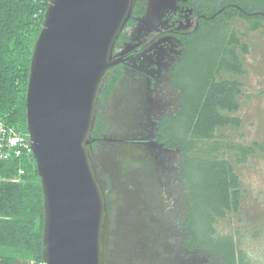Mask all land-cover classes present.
Wrapping results in <instances>:
<instances>
[{
    "label": "trees",
    "instance_id": "trees-1",
    "mask_svg": "<svg viewBox=\"0 0 264 264\" xmlns=\"http://www.w3.org/2000/svg\"><path fill=\"white\" fill-rule=\"evenodd\" d=\"M50 0H0V119L20 133L26 130L25 95L35 40ZM129 17L112 47L118 57L129 41L142 2L135 0ZM192 8L197 27L177 34L179 59L170 70L179 104L172 115L156 121V139L177 149L182 158L178 174L189 204L184 215L183 244L188 250L202 249L224 264H251L247 253L236 247L230 234H217L214 223L237 209L240 182L232 166L219 157L221 143L216 128L239 124L240 82L224 79L221 72L242 73L237 49L247 51L229 21L239 17L255 31L264 23V0H185ZM123 63L105 72L100 83L95 118L86 147L94 154L108 133L104 105L123 77ZM232 113V114H231ZM173 118H178L177 123ZM212 141V142H211ZM238 162L252 147L231 145ZM21 169L23 173L19 174ZM15 179V180H14ZM43 195L32 153L0 160V264H43Z\"/></svg>",
    "mask_w": 264,
    "mask_h": 264
},
{
    "label": "rangeland",
    "instance_id": "rangeland-1",
    "mask_svg": "<svg viewBox=\"0 0 264 264\" xmlns=\"http://www.w3.org/2000/svg\"><path fill=\"white\" fill-rule=\"evenodd\" d=\"M140 1L142 15L125 51L160 24L167 29L175 22L178 0ZM180 15L183 22L190 21V10L182 9ZM229 25L247 47L246 52L236 50L243 72L217 76L240 82L239 106L233 113L240 123L216 128L215 140L222 145L219 157L238 177L240 197L237 209L218 219L214 229L232 235L251 264H264V23L250 31L245 20L234 17ZM158 41L148 44L134 65L142 71L125 68L104 105L108 133L91 155L106 201L102 264H224L205 250H188L183 244L189 201L177 170L182 155L156 139V121L172 115L179 104V93L169 80L178 43L167 38ZM149 72L155 80L147 79ZM228 143L253 151L238 162V150L227 147Z\"/></svg>",
    "mask_w": 264,
    "mask_h": 264
},
{
    "label": "water",
    "instance_id": "water-1",
    "mask_svg": "<svg viewBox=\"0 0 264 264\" xmlns=\"http://www.w3.org/2000/svg\"><path fill=\"white\" fill-rule=\"evenodd\" d=\"M133 0H50L31 54L26 130L43 195V264H102L105 195L86 147Z\"/></svg>",
    "mask_w": 264,
    "mask_h": 264
},
{
    "label": "flooded vegetation",
    "instance_id": "flooded-vegetation-1",
    "mask_svg": "<svg viewBox=\"0 0 264 264\" xmlns=\"http://www.w3.org/2000/svg\"><path fill=\"white\" fill-rule=\"evenodd\" d=\"M181 2H185V0H178L177 1V14L174 15L172 17V19L174 18L175 19V22L173 20L172 24H171V27L169 28H165V26L163 27L162 24H160V28H157V29H154L148 37H143L144 39L142 40H138L136 41V44L133 45V48H130V49H126L125 51V47L127 46V44H129V42L131 41V37H132V31L130 33V38H129V41L124 43V49L123 51L121 52V55L118 56L120 58L123 59V61L121 63H123V76L125 74V68L127 67H131L133 70H138L139 72L142 71V69H138L136 66L137 64H139V61L142 59V57L140 56V54L145 50V48L148 47V44H152L153 42H156V43H159L158 39H165L167 38L168 40H170L171 42H177L178 44L176 45L177 48L175 50V52L178 54L177 55V58L176 60L173 62V64L171 65V70L172 68L174 67V64L175 62L179 59V55H180V49L178 48V45L180 43V39L177 38V34H184V33H188L189 30L194 26V27H197V20L194 19V16H193V10L191 7L187 6V5H184V3H181ZM183 9L188 11L190 10V21L187 20L185 22L182 15H180V11ZM172 16V15H171ZM178 21L177 24H175L176 22ZM187 22V23H186ZM137 24V23H136ZM136 26V25H135ZM161 37V38H160ZM144 40L146 41L144 43ZM161 42V41H160ZM160 44V43H159ZM161 46L163 47L164 44H161ZM165 48V47H163ZM173 52V51H171ZM140 56V58H139ZM136 65V66H134ZM154 76L149 72L147 73V79H151V80H155V78H153ZM150 80V81H151ZM169 80H170V85H171V78H170V74H169ZM172 87V85H171ZM173 88V87H172ZM174 89V88H173ZM175 90V89H174ZM176 91V90H175ZM164 116V115H162ZM160 116V117H162Z\"/></svg>",
    "mask_w": 264,
    "mask_h": 264
},
{
    "label": "built area",
    "instance_id": "built-area-1",
    "mask_svg": "<svg viewBox=\"0 0 264 264\" xmlns=\"http://www.w3.org/2000/svg\"><path fill=\"white\" fill-rule=\"evenodd\" d=\"M23 150L28 154L31 153L28 134L16 131L0 119V160L18 157ZM18 173L21 174L23 171L19 169Z\"/></svg>",
    "mask_w": 264,
    "mask_h": 264
}]
</instances>
